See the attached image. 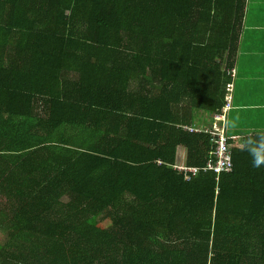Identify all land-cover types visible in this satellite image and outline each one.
<instances>
[{
    "label": "trees",
    "instance_id": "1",
    "mask_svg": "<svg viewBox=\"0 0 264 264\" xmlns=\"http://www.w3.org/2000/svg\"><path fill=\"white\" fill-rule=\"evenodd\" d=\"M246 2L0 0V264H264V134L176 170L212 158Z\"/></svg>",
    "mask_w": 264,
    "mask_h": 264
},
{
    "label": "crops",
    "instance_id": "2",
    "mask_svg": "<svg viewBox=\"0 0 264 264\" xmlns=\"http://www.w3.org/2000/svg\"><path fill=\"white\" fill-rule=\"evenodd\" d=\"M235 72L233 94L229 100L233 108L227 120L228 135L233 140L232 148L242 146L247 137L264 134V0L246 2ZM201 115H196L197 124L194 123L190 129L212 127L213 118ZM186 161L187 151L182 149L180 165H185Z\"/></svg>",
    "mask_w": 264,
    "mask_h": 264
},
{
    "label": "built area",
    "instance_id": "3",
    "mask_svg": "<svg viewBox=\"0 0 264 264\" xmlns=\"http://www.w3.org/2000/svg\"><path fill=\"white\" fill-rule=\"evenodd\" d=\"M236 77V72L232 74ZM233 108L231 101L223 109L221 114L215 116V123L211 130L205 131L211 136L213 146L212 158L204 169H195L185 166H178L176 170L186 177L188 182L201 173H214L218 176L232 174L234 172V154L228 135L227 120L230 110ZM191 132H204L202 130L190 129Z\"/></svg>",
    "mask_w": 264,
    "mask_h": 264
},
{
    "label": "clouds",
    "instance_id": "4",
    "mask_svg": "<svg viewBox=\"0 0 264 264\" xmlns=\"http://www.w3.org/2000/svg\"><path fill=\"white\" fill-rule=\"evenodd\" d=\"M255 163L257 166H259L261 163H264V160L257 159V160H255Z\"/></svg>",
    "mask_w": 264,
    "mask_h": 264
},
{
    "label": "rangeland",
    "instance_id": "5",
    "mask_svg": "<svg viewBox=\"0 0 264 264\" xmlns=\"http://www.w3.org/2000/svg\"><path fill=\"white\" fill-rule=\"evenodd\" d=\"M200 115H201V113H200ZM194 123L197 124V122H195V120H194ZM3 237H4V236H3V233L0 231V241L3 240Z\"/></svg>",
    "mask_w": 264,
    "mask_h": 264
}]
</instances>
